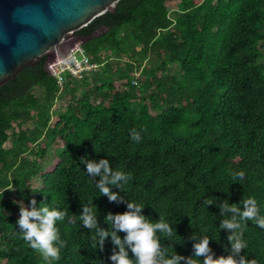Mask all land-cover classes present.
Returning <instances> with one entry per match:
<instances>
[{"label": "trees", "instance_id": "trees-1", "mask_svg": "<svg viewBox=\"0 0 264 264\" xmlns=\"http://www.w3.org/2000/svg\"><path fill=\"white\" fill-rule=\"evenodd\" d=\"M75 34L98 69L59 84L43 56L0 85V264H45L17 224L33 198L66 211L60 257L47 264H113L117 246H94L82 215L95 206L108 228L131 201L171 224L172 236L159 235L169 254L194 257L208 236L228 255L225 201L242 211L252 197L264 215V0H119ZM55 140L63 146L45 169ZM101 158L128 174L111 185L123 199L95 187L87 163ZM243 227L244 252L264 264V226Z\"/></svg>", "mask_w": 264, "mask_h": 264}, {"label": "clouds", "instance_id": "clouds-1", "mask_svg": "<svg viewBox=\"0 0 264 264\" xmlns=\"http://www.w3.org/2000/svg\"><path fill=\"white\" fill-rule=\"evenodd\" d=\"M88 171L92 176H99L95 187L100 193L107 194L111 200L123 199L119 192L113 191L111 185L123 187L128 182V174L123 170L113 171L107 158L92 160L87 163ZM242 176L243 173H238ZM2 197V193H0ZM244 209L241 211L237 204L224 203V208L234 213L231 218H226L222 227L232 230V251L228 255L216 256L211 248L209 237L203 236L194 243L195 254L185 257L182 254L162 248L159 235L172 236L174 229L166 219L150 220L142 211L143 204L131 201L127 210L118 213H109L106 217L110 227L99 226L95 206H86L82 219L85 225L95 229L93 245L103 248L107 239L117 246L111 254L113 264H257L255 259H249L244 252L249 247V242L244 238L243 221L245 218H254L256 223L264 226V215L260 214L258 202L249 197L244 200ZM0 212L3 207L0 205ZM238 213L239 215H235ZM65 210L50 207L47 204L37 206L35 198L31 206L22 207L21 215L17 220L20 235L33 249H37L47 264L50 260L60 257V237L58 221L63 220ZM124 235L121 236L120 233ZM132 253L130 255L129 253Z\"/></svg>", "mask_w": 264, "mask_h": 264}, {"label": "water", "instance_id": "water-1", "mask_svg": "<svg viewBox=\"0 0 264 264\" xmlns=\"http://www.w3.org/2000/svg\"><path fill=\"white\" fill-rule=\"evenodd\" d=\"M118 1L0 0V85L43 56H64L80 38L75 31Z\"/></svg>", "mask_w": 264, "mask_h": 264}, {"label": "built area", "instance_id": "built-area-1", "mask_svg": "<svg viewBox=\"0 0 264 264\" xmlns=\"http://www.w3.org/2000/svg\"><path fill=\"white\" fill-rule=\"evenodd\" d=\"M45 68L61 84L66 76L80 78L84 72L98 69L99 64L91 62L81 44L75 43L64 56L56 55L53 61L46 62Z\"/></svg>", "mask_w": 264, "mask_h": 264}, {"label": "rangeland", "instance_id": "rangeland-1", "mask_svg": "<svg viewBox=\"0 0 264 264\" xmlns=\"http://www.w3.org/2000/svg\"><path fill=\"white\" fill-rule=\"evenodd\" d=\"M167 7L171 10V9H176V8H178V7H180L179 5H178V3L176 2V1H169V2H167ZM105 28H102V29H100L99 31H102V30H104ZM83 39L82 38H78V40H77V44L79 43V44H81V41H82ZM35 91V93H37L38 94V92H40L38 89H35L34 90ZM27 125H29V124H26V125H24V126H27ZM63 146V142L62 141H60V140H55L50 146H49V148H48V150H47V153H46V156L44 157V159L42 160V162H41V166L43 167V168H48V167H51V166H53L54 164H55V162H56V154H55V152H54V150L56 149V148H59V147H62ZM33 184L34 185H38L39 183H38V179L36 178V177H34L33 178ZM22 207H24V205H21L20 206V210H21V208Z\"/></svg>", "mask_w": 264, "mask_h": 264}]
</instances>
